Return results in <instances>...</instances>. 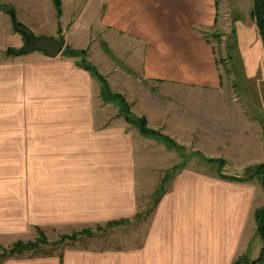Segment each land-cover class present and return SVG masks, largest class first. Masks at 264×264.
Returning a JSON list of instances; mask_svg holds the SVG:
<instances>
[{"label":"crops","instance_id":"obj_1","mask_svg":"<svg viewBox=\"0 0 264 264\" xmlns=\"http://www.w3.org/2000/svg\"><path fill=\"white\" fill-rule=\"evenodd\" d=\"M2 1L21 27L64 34L66 47L74 51L79 45L70 32L84 3L98 13L94 26L84 24L90 31L97 29V36L128 57L138 47L141 60L134 55L132 61L139 63L130 69L141 82L162 91L223 90L209 38L219 24L218 0H61V18L53 0ZM75 6L78 16L71 13L70 19L67 11ZM6 17L0 9V18ZM5 22L0 37L4 31L15 43L0 52L21 49L24 38ZM104 66L98 64L106 75ZM254 116L255 124L243 114L242 128L212 136L218 141L209 154H187L178 143L181 153L142 134L116 102L105 101L100 82L81 60L61 54L51 59L42 52L0 58V239H18L37 227L132 221L145 207L142 194L157 188L156 176L184 166L135 245L65 248L0 264H235L257 235L254 213L264 207V188L258 180L222 178L204 158L224 159L226 175L264 164V130ZM160 144L163 149L155 146Z\"/></svg>","mask_w":264,"mask_h":264},{"label":"rangeland","instance_id":"obj_2","mask_svg":"<svg viewBox=\"0 0 264 264\" xmlns=\"http://www.w3.org/2000/svg\"><path fill=\"white\" fill-rule=\"evenodd\" d=\"M218 1L219 24L216 30L212 31L213 35L209 38L214 45L221 76L223 77V90L220 94L196 91L192 93L186 90L182 92L162 91L154 83L141 82L136 75L137 71L130 69V66L136 68L139 63L132 61L134 55L138 57L137 60H141L138 55V47L134 55L128 57L118 47L116 48L115 43L107 39L108 44L104 41V38L97 36V29L90 31L84 24L89 26L95 24L98 21V13L91 8L89 9L84 3L81 7L84 6L86 9L82 14V18L79 20L78 26L70 32L79 45L77 48L78 56L75 57L74 50L72 52L66 51L69 48H65V52L63 51L61 55L71 54V56H74L72 58L85 61L84 63L96 68L103 80L107 82L109 92L117 96L120 95L124 105L126 104L129 107L130 116L137 119H146L147 126L149 122L152 125L150 127L154 128L152 130L185 145L187 154H195L197 150L209 154V152L214 151L216 148L215 142L218 141L212 136L218 137L222 131L230 128H242L243 114L247 115L252 124H255L254 115L256 114L258 123L261 120L264 121V37L261 28L257 24L256 17L253 16L255 0ZM1 5L5 6V2L2 1ZM78 9L79 6H75L71 11H67L69 18L71 13H75L73 18L77 17ZM3 10L8 14V17L5 18L6 20L0 18V25L4 27V22L7 21L8 24L5 22L6 28L13 35H17L23 40L21 34L14 33V30H12L11 10L5 7ZM9 23H11V26ZM31 33L37 37L58 35L55 31L52 32L48 29L31 31ZM2 35V38L0 37V47L14 45L15 41L12 40L11 36L4 33V31ZM10 50L20 49H6L3 53L0 52V58L13 57L6 54ZM90 54L94 59H89ZM81 55L83 56L81 57ZM103 62L104 68L107 69L105 73L107 77L99 71L98 64ZM101 94L104 98L102 85ZM213 100L215 102L213 105H207ZM261 113L263 114L260 115ZM263 125L262 129L264 130ZM155 146L163 149L161 144ZM182 161L181 163H183ZM172 162H174V158ZM175 163H177L176 158ZM162 178L165 179V173L160 172L156 176L157 188L160 186ZM141 201L145 203V207H142L137 218L132 221H124L123 224H115L112 227L102 224L87 227L76 226L74 228H40L45 241L42 240L43 237L39 234L38 229L32 228L28 234L18 239H0V254L4 250H9L16 242L35 243L38 240L45 242L44 245L40 246V249L25 251L17 257L25 258L61 253L65 248L76 247L100 250L135 245L144 237L146 232L155 201V193L152 191L142 194ZM87 229L93 233L92 236L81 234ZM77 234L79 238L75 242L63 240L64 237L71 238ZM261 237L259 234L256 235L248 254L242 258L243 263L240 264H264V236Z\"/></svg>","mask_w":264,"mask_h":264},{"label":"trees","instance_id":"obj_3","mask_svg":"<svg viewBox=\"0 0 264 264\" xmlns=\"http://www.w3.org/2000/svg\"><path fill=\"white\" fill-rule=\"evenodd\" d=\"M2 0H0V9L2 10L5 6L1 5ZM53 4H54V8H56V12H57V17L60 18L62 16V12H63V8H62V2L61 0H53ZM253 16L256 17L257 20V24L259 25V27L261 28V32L262 35L264 37V0H255V6H254V10H253ZM14 13L13 11L10 12ZM18 25L21 27V25L18 23ZM23 28V27H21ZM67 48V47H66ZM68 52H72L73 50H71L70 48L68 50H66ZM65 52V51H64ZM77 57L78 55V51H74L73 52ZM8 56H13L16 57V55H21L20 54V50H10L6 53ZM84 54V53H83ZM64 56H71V54H64ZM83 55H81L82 57ZM74 57V56H71ZM85 61H82V66L86 69L89 70L92 75H94V77L97 79L98 82L101 83L102 85V90H103V96H104V100L109 101V102H116L118 106L121 107V115L131 124H135L139 131L142 132V134H144L145 136H149L150 138H153L155 140H157L158 142H164L170 149H175L176 151H180L181 153L184 151V148L182 146H180L177 142L173 141L172 139L168 138L167 136H165L164 134L160 133V132H156L155 130L150 129L147 126V120L146 119H137V118H133L132 116H130L129 114V107L126 106V104L124 105L123 103V99H120L121 96L120 95H116V94H112L111 92H109V88H108V84L107 82H105V80H103V77L100 75V73L98 72V70L96 68H94L93 66H90L88 63H84ZM109 93V94H108ZM261 125H263L264 121L261 120L260 121ZM264 126V125H263ZM204 162L207 165H211V167L213 168L214 172H216L220 177L222 178H226L229 179L231 181H239V182H249L250 180H258L260 182V184L263 185L264 187V164H260L259 166H250L248 167V169H245L242 172H232L230 175H226L224 174L225 172V168H226V163L224 159H206L204 158ZM184 166H182V164L174 166L172 168V170L165 172V179L162 178V182L160 184V186L154 191L155 193V201L153 203V208H152V212L154 211V209L156 208V204L159 202V200L161 199V197L166 193V191L169 188L170 183L173 181V177L176 175V173L180 170L183 169ZM255 219H256V226H257V234H259L260 236H264V207H262V209H258L255 211ZM139 215V214H138ZM137 215V216H138ZM124 221H128V220H124ZM124 221H112V223H108V227H112L115 224H123ZM100 228V227H99ZM98 228V229H99ZM39 234L41 235L42 240L45 241L44 239V235L40 230V227H37ZM82 235L85 236H92L93 233L87 229L86 231H83L81 233ZM261 237V238H262ZM79 236L74 235L71 238L68 237H64L63 240H70L72 242H75L76 240H78ZM45 242H42L40 240H38L37 242L33 243V242H29V243H23V242H16L12 245V247L9 250H4L2 254H0V261L18 256V255H22L25 251L31 250V251H37L38 249H40V246L44 245ZM243 263L242 259H240L239 261H237L235 264H240Z\"/></svg>","mask_w":264,"mask_h":264},{"label":"water","instance_id":"obj_4","mask_svg":"<svg viewBox=\"0 0 264 264\" xmlns=\"http://www.w3.org/2000/svg\"><path fill=\"white\" fill-rule=\"evenodd\" d=\"M11 23H13V30L21 34L25 41L24 46L20 49L21 55L42 52L46 57L54 59L66 48L64 34H60L59 36L42 35L41 37H37L35 34L18 25L15 13H11Z\"/></svg>","mask_w":264,"mask_h":264}]
</instances>
